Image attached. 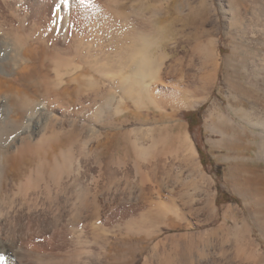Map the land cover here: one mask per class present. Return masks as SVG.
Here are the masks:
<instances>
[{
	"label": "rangeland",
	"instance_id": "1",
	"mask_svg": "<svg viewBox=\"0 0 264 264\" xmlns=\"http://www.w3.org/2000/svg\"><path fill=\"white\" fill-rule=\"evenodd\" d=\"M119 1L124 4V0H115L116 6L120 5ZM82 2L81 19L85 28L90 27L89 23L93 27L101 26L102 20L105 26L112 23V19L107 17L110 16V11H107L112 10V5L116 4L114 1ZM106 2L108 5L111 2V6H106ZM125 2L134 8L133 11L137 13L135 18H149V23L154 26V37L158 43L165 45L166 64L174 63L171 65L181 72L180 76H183L182 79L187 84L186 102H199L193 107L167 108L164 112L155 108H135L133 102L128 101L129 111L119 115L117 120L114 158L106 162L103 148L96 145L102 139L97 134L99 130H103L100 129V123L107 117V109L104 110L105 105L101 104L103 96L99 94L96 98L98 101L95 104L88 103L81 115L72 111L75 114L70 119L77 122L71 123V133L65 143L57 128L53 137H49L51 141L47 138L38 145L23 146L21 172L13 181H7V186L0 190V206H6L12 201L15 203L14 209L21 204H24L22 210L27 207L40 210L44 207L43 213L56 217L61 223L65 218L62 214L66 211L62 212L60 206L65 204L68 207L75 201V186L79 182L87 188V206L91 207L93 196H97L103 208V225L110 227V221L118 218V212H115L119 211L118 201L130 196L126 180L138 183L142 179L141 174L134 171L135 164H138L145 173L144 181L150 198L156 200L160 196L168 207L179 209V216H184V224L186 221L190 224L186 229H165L160 236L154 238L148 244L147 264H189L201 259L209 264H259L255 256L249 253L250 247L256 245L264 252V193H257L253 184H250L255 174L264 175V160L255 153L258 148L257 136L243 134L237 127L229 129L219 118L213 116L216 129L236 135L231 140L217 130L207 128L204 120L208 110L213 108L215 114L223 113L235 122L245 124L249 130H257L242 121V117L248 112L257 116L264 114V0H181L177 7L170 0ZM108 18L110 22H107ZM108 26L109 24L103 29V34L109 33ZM4 34L2 32L3 36ZM3 36L0 33V37ZM24 37L26 38L25 34ZM172 48L177 49H174L175 52L170 51ZM9 50L10 45L0 43V60H4L6 69V72L0 71V78L7 80L15 74V68L6 60L11 54ZM71 50L63 56L70 58L73 52ZM142 95L141 99L146 93L143 97ZM143 101L148 105L146 99ZM6 116L5 105L0 101V124L4 125ZM35 120L33 119L34 123ZM175 123H181L182 130L174 127ZM34 128L33 124L30 130ZM27 131L17 130L12 125L6 126L4 137L0 140V155L3 151H12L13 145H17L16 141L26 135ZM44 131L47 136L51 134L48 128ZM184 131H188L196 147L194 159L188 157L186 150L177 145L176 139L181 138ZM36 137L39 138V135H35V139ZM51 142L55 149L48 153ZM64 147L69 149L73 169L57 180L50 172L55 159L60 161L59 150ZM140 147L145 153L139 150ZM52 155L56 156L55 159ZM78 169L81 175L78 174ZM109 170L114 173L110 174ZM127 170L130 171L129 177L125 174ZM132 192L136 196L138 191L136 189ZM244 198L249 205L244 204ZM149 206L148 204V209ZM228 207L239 209V215L242 213L237 218V228L244 232L241 242L236 241L233 234L235 223L232 220L227 225L223 223V215L230 213ZM57 209L61 211L56 213ZM149 212L152 216L150 213L148 217L152 219L148 218V222L152 223L153 219H157L151 210ZM173 215L177 216L175 213ZM183 232L191 234V256H185L181 247L173 250L170 244L167 247L159 246L160 251L149 247L164 235ZM85 233L80 235L82 242L87 241L80 244L85 249L82 254L83 264H124L127 255L137 249L133 238L116 239L112 234L108 236L109 233ZM165 247L169 252L164 250ZM144 255L145 253L137 259L136 264H144Z\"/></svg>",
	"mask_w": 264,
	"mask_h": 264
},
{
	"label": "bare ground",
	"instance_id": "2",
	"mask_svg": "<svg viewBox=\"0 0 264 264\" xmlns=\"http://www.w3.org/2000/svg\"><path fill=\"white\" fill-rule=\"evenodd\" d=\"M180 1L170 0L174 7L179 6ZM117 2L112 5V10L107 11H110V16H107L109 14L106 16L112 19V23H108L109 33L103 34V29L110 19H106L108 20L106 26L102 20L101 26L93 27L89 23L90 27L85 28L81 19L82 0H0L1 36L2 32L5 33L0 37V43L10 45L11 54L5 59L15 68V74L11 79L0 78V101H3L7 113L6 120H3L4 125L0 124V140L3 139L4 128L8 125L17 130H28L26 135L16 141L17 145H13L12 151H3L0 155V190L7 186V181H13L21 172L24 161L21 151L25 144L38 145L40 141L53 137L57 128L59 136L65 143L71 133V123L77 122L70 119L71 115L82 113L90 102L95 104L99 94L103 96V100L100 101L105 105L103 109H107V117L100 123V129L103 130L97 131V134L102 139L98 137L96 145L103 148L106 162L111 161L114 155L113 149L117 146L118 116L129 111L128 101L133 102L135 108H155L159 111L167 108H189L199 102H186L187 84L183 81V76H180L181 72L176 71L171 65L174 63L166 64L165 45L158 43L154 37L155 28L149 23V18L144 20L137 16L139 20L135 18L137 13L126 3L127 1L124 0V4L119 1L120 5L116 6ZM109 4L108 6H111V2ZM101 6L104 7L103 4ZM118 22L121 23L120 26ZM174 49L170 51L175 52L177 48ZM68 50L73 51L70 58L63 56ZM5 70V62L0 60V71ZM145 93L147 96H144ZM141 94L148 105L140 98ZM213 116L219 118L229 129L234 130V127H237L236 129H240L243 134H255L258 146L255 153L264 160V114L257 116L248 112L243 115L242 121L257 128L253 131L245 124H239L223 113L215 114L213 108L209 109L204 125L234 140L236 138L234 133L227 134L223 129H216ZM33 119H36L35 123ZM33 124L35 128L30 130ZM174 127L182 130L183 125L175 123ZM47 128L51 132L48 136L44 131ZM37 134L39 138L35 139ZM50 138L48 140L51 141ZM176 141L180 149L186 150L188 157L195 158L197 150L188 131H184L183 136ZM54 149V143H49L48 153ZM139 150L145 153L143 148L140 147ZM59 156L60 161L57 162L56 156L52 155L55 161L50 172L57 180L73 169L67 147L59 150ZM134 171L141 174L142 179L138 183L126 180L130 196L128 199L118 201L119 211H115L118 212V218L109 220L112 222L110 227L103 225V208L97 196H93L91 207L87 206L85 192L87 188L79 182L75 186V201L68 207L65 204L59 205L62 212L66 211L64 214L58 213L65 216L61 223L56 217L43 213L44 207L40 210L30 207L22 210L24 204H21L14 209L15 203L12 201L6 206H0V264H83L82 254L85 249L80 244L87 241L82 242L80 235L85 232L109 233L108 236L112 234L116 239L133 238L137 249L129 252L131 254L127 255L124 264H136L137 259L144 253V264H147L148 244L154 238L160 236L165 229L172 230L178 227L186 229L190 224L188 225V221L184 224L182 222L184 216H179V209L176 207L178 209L176 210L174 206L168 207L160 196H157L156 200L151 199L144 181L145 173L138 164H135ZM80 172L78 169L79 175ZM112 173L114 171L110 174ZM125 174L129 177L130 171L127 170ZM251 180L252 183L250 181L249 183L253 184L257 193H264V175L255 174ZM136 189L138 192L133 196L132 191ZM244 201L245 205H249L246 198ZM228 209L230 213L223 215V223L227 225L229 220L235 223L233 234L235 240L240 241L244 237V232L237 228V218L242 213L239 215L241 211L236 208ZM58 210L61 211L57 209L56 213ZM148 210H151L157 219L155 221L153 219L152 223L148 222L152 219L148 217L151 213H148ZM190 236L188 232L167 234L158 238L149 247L153 250L170 244L173 250L181 247L185 256H191L193 248L189 245ZM258 247L251 246L249 253L255 256L259 264H264V252ZM164 250L168 251L167 248ZM203 261L201 259L189 264H209Z\"/></svg>",
	"mask_w": 264,
	"mask_h": 264
}]
</instances>
